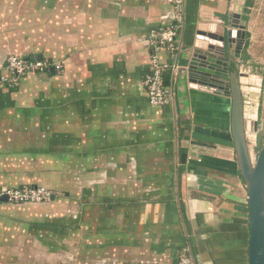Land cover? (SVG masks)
<instances>
[{
    "label": "crops",
    "instance_id": "crops-1",
    "mask_svg": "<svg viewBox=\"0 0 264 264\" xmlns=\"http://www.w3.org/2000/svg\"><path fill=\"white\" fill-rule=\"evenodd\" d=\"M253 4L184 1L179 49L160 52L172 101L153 106L147 34L171 24L167 0H0V188L56 192L47 203L0 201L9 264H178L183 246L195 264H247L230 98L195 87L181 68L198 33L230 29L235 15L250 33ZM9 55L61 68L11 87ZM247 74L241 91L259 98L261 80Z\"/></svg>",
    "mask_w": 264,
    "mask_h": 264
},
{
    "label": "water",
    "instance_id": "water-1",
    "mask_svg": "<svg viewBox=\"0 0 264 264\" xmlns=\"http://www.w3.org/2000/svg\"><path fill=\"white\" fill-rule=\"evenodd\" d=\"M234 17L236 19L231 22L230 29L198 33L203 34L197 36L198 39L202 37V41L192 46L190 56L181 71L195 87H212L230 98V132L235 161L247 194V264H264V141L258 148L255 141L258 121L247 120L244 115L245 97L241 91L239 77L246 74L237 69H241L242 64L232 70L234 60L232 58L228 62L225 56L226 47H230L235 41H232L233 36H237L232 53L236 60L240 57L245 40L246 26L237 23L240 21L239 15ZM217 49L221 52L218 53ZM33 58L40 60L43 57L37 55ZM53 70L50 68V71ZM249 131L254 133V140L251 142ZM0 201H6V197H1Z\"/></svg>",
    "mask_w": 264,
    "mask_h": 264
},
{
    "label": "built area",
    "instance_id": "built-area-1",
    "mask_svg": "<svg viewBox=\"0 0 264 264\" xmlns=\"http://www.w3.org/2000/svg\"><path fill=\"white\" fill-rule=\"evenodd\" d=\"M184 1L167 0L172 7V22L166 27L152 29L147 34L148 45L150 46V70L143 80L144 92L147 101L153 106H163L172 101L173 91L166 83L164 72L168 64L160 60V52L166 51L174 56L178 51V36L184 25ZM50 68L59 69V62H52L43 59H26L21 56L9 55L6 58L3 77L7 86H15L18 78L27 73L43 72ZM246 73V72H244ZM246 75H248L246 73ZM244 115L246 108L253 107L252 94L244 92ZM253 111V110H252ZM255 111V110H254ZM251 118V117H249ZM5 196L8 203H47L50 202L56 192L42 186H23L20 188H0V198ZM178 264H195L190 248L183 246L178 258Z\"/></svg>",
    "mask_w": 264,
    "mask_h": 264
},
{
    "label": "rangeland",
    "instance_id": "rangeland-1",
    "mask_svg": "<svg viewBox=\"0 0 264 264\" xmlns=\"http://www.w3.org/2000/svg\"><path fill=\"white\" fill-rule=\"evenodd\" d=\"M255 1L256 4H253L252 9H250L248 20V31L250 32L249 45L246 48L248 58H239L238 61H240L243 66V70L246 73L253 74L257 82L261 80V84L259 86L260 90L258 92L259 98L257 97L254 99V97H252L254 102L253 107L246 108L247 115L252 110H255L254 118H257L258 120V131L255 136V141L258 146L259 140H261V142L264 141V0ZM248 137L250 142L254 140V136ZM12 253L13 250L11 249V242L7 240L4 247L0 246V264H9L8 259L11 258ZM69 254L73 255L72 257L75 258L74 254L76 253ZM69 259L70 258H68V262Z\"/></svg>",
    "mask_w": 264,
    "mask_h": 264
},
{
    "label": "trees",
    "instance_id": "trees-1",
    "mask_svg": "<svg viewBox=\"0 0 264 264\" xmlns=\"http://www.w3.org/2000/svg\"><path fill=\"white\" fill-rule=\"evenodd\" d=\"M252 4H253V0H246V7L248 9H249V7H251ZM248 45H249V33L248 32H245V40H244V44H243V47H242V50H241V56H240V58H242V59H247L248 58V55L246 54V48L248 47ZM22 58L34 59L35 60V58H33V57H22ZM42 59L44 60L45 58H42ZM45 60H48V59H45ZM49 70L50 69H48L46 71H49ZM27 74H32V73H27ZM27 74H24V75L19 76L17 86L19 85L20 79L23 76L27 75ZM11 87H13V86H11ZM262 143L263 142H261V140L258 141V148L262 145Z\"/></svg>",
    "mask_w": 264,
    "mask_h": 264
},
{
    "label": "flooded vegetation",
    "instance_id": "flooded-vegetation-1",
    "mask_svg": "<svg viewBox=\"0 0 264 264\" xmlns=\"http://www.w3.org/2000/svg\"><path fill=\"white\" fill-rule=\"evenodd\" d=\"M238 59L236 61H234L233 65H232V68H231L232 70H234L236 67H240L241 66V63H240V61H238ZM237 69H239V68H237Z\"/></svg>",
    "mask_w": 264,
    "mask_h": 264
},
{
    "label": "bare ground",
    "instance_id": "bare-ground-1",
    "mask_svg": "<svg viewBox=\"0 0 264 264\" xmlns=\"http://www.w3.org/2000/svg\"><path fill=\"white\" fill-rule=\"evenodd\" d=\"M255 111H253L252 113H248V116H254Z\"/></svg>",
    "mask_w": 264,
    "mask_h": 264
}]
</instances>
